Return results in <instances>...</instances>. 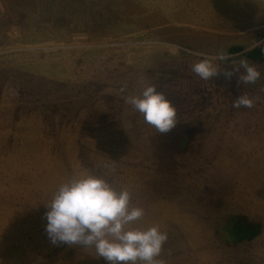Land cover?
<instances>
[{"label":"rangeland","instance_id":"rangeland-1","mask_svg":"<svg viewBox=\"0 0 264 264\" xmlns=\"http://www.w3.org/2000/svg\"><path fill=\"white\" fill-rule=\"evenodd\" d=\"M263 35L264 0H0V264H264Z\"/></svg>","mask_w":264,"mask_h":264},{"label":"trees","instance_id":"trees-1","mask_svg":"<svg viewBox=\"0 0 264 264\" xmlns=\"http://www.w3.org/2000/svg\"><path fill=\"white\" fill-rule=\"evenodd\" d=\"M231 51H240L239 48H233ZM247 58L254 63L264 64V35L262 36V42L260 45L254 47L246 54ZM176 134L180 136L182 133L193 134V130H186L183 127L173 129ZM189 143L186 144L188 146ZM229 233L233 237L232 243L250 242L258 235L262 230V225L256 221H252L243 215L229 216ZM227 219V220H228Z\"/></svg>","mask_w":264,"mask_h":264}]
</instances>
